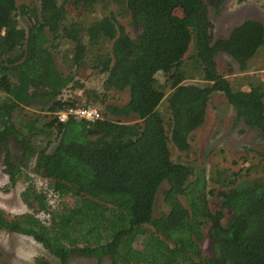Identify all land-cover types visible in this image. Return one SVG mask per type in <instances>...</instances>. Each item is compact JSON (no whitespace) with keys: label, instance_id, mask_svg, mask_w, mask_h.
Instances as JSON below:
<instances>
[{"label":"trees","instance_id":"16d2710c","mask_svg":"<svg viewBox=\"0 0 264 264\" xmlns=\"http://www.w3.org/2000/svg\"><path fill=\"white\" fill-rule=\"evenodd\" d=\"M51 1L39 11L0 0V152L11 186L30 180L21 162L35 155L36 170L49 178L60 201L52 208L48 192L30 181L21 194L37 204L35 211L8 217L0 209V229L32 236L62 264L74 255L108 257L111 264H264V152L222 183L213 209L209 195L215 191L205 170L176 160L170 148L190 149L215 93L264 135L263 84L234 89L217 60L226 53L245 70L264 46V23L248 18L217 38L215 0H89L86 9L101 17L66 25L70 0ZM111 3L131 17L134 37L106 14ZM29 16L25 27L20 18ZM62 30L68 38L60 49L65 70L58 67L54 42ZM90 68L103 75L101 88H85L81 79L89 78ZM76 88H85L83 104L107 100L114 90L127 89L130 98L121 106L106 103L103 117L93 122H61L54 114L78 101L59 96ZM33 107L54 114L41 124L28 111ZM134 117L140 120L131 122ZM53 130L55 148L38 150L34 138ZM12 144L23 156H13ZM163 183L169 211L155 217ZM206 228L209 256L201 245ZM36 262L52 264L45 257Z\"/></svg>","mask_w":264,"mask_h":264},{"label":"rangeland","instance_id":"374dc122","mask_svg":"<svg viewBox=\"0 0 264 264\" xmlns=\"http://www.w3.org/2000/svg\"><path fill=\"white\" fill-rule=\"evenodd\" d=\"M88 1L70 0L66 3V25H68L69 21L81 20L80 17H82L84 23H90L101 17L102 14L100 12L86 9ZM19 3L34 5L39 11L52 5L51 0H19ZM215 3L211 7V15L215 25V37L217 38L228 36L235 26L248 18L264 23V0H224L223 2L222 0H215ZM120 11L118 4L111 3L105 12L115 16L117 23L124 25L126 30L134 37L135 29L131 24V17L121 15ZM27 18L28 20L20 18L21 24L25 27H29L31 22L30 16ZM63 29L66 28L64 27ZM54 42L59 44V48L55 50L58 67L65 70L60 49L63 50L64 47H68V38L63 30ZM217 60L219 70L230 81L234 89L250 90L252 86L259 84L264 86V46L260 48L254 58L248 61V66L245 70H242L239 64L226 53L220 54ZM98 73V69L90 68L88 70L89 78L82 77L81 79L85 83V88H101L103 75H98ZM195 81L199 80L188 79L186 83ZM84 89H66L63 95L59 97L73 98L78 101L76 104L81 105L85 99ZM129 98L130 93L127 89L123 91L114 90L107 100L96 99L91 104L103 110L106 103L121 106L128 102ZM165 105H167V101H165L164 107ZM28 111H35L41 124L45 123L50 118L49 116L52 117L54 114L34 107L28 108ZM139 120L138 117H134L131 122ZM57 141V132L53 130L52 133L39 134L34 138V145L38 150L48 148V151L51 152L57 145ZM190 143V149L186 152H181L173 144H170L173 157L176 160L182 159L193 163L205 170L209 180V190L215 191L213 195H209V203L213 209L220 205L218 194L223 189L222 183L224 181L227 183L228 179L235 177L236 172L257 162L258 152H264V135L262 132L248 125L244 119L240 118L235 108L222 93H215L211 97L205 121L194 131ZM12 150L16 159L23 156V151L17 149L14 144H12ZM35 161L36 156L34 155L29 161L21 162L23 170L30 176V180L26 182L24 179H20L15 186H11L6 172L5 152H0V209H3L8 217L35 211L33 204H37L35 202L33 204L24 202L21 194L30 181L36 185L39 191L48 192L49 204H51L52 208L58 207L60 199L57 194L49 189V178L36 170ZM257 175L260 176V174ZM218 179L221 181H217ZM243 179V177H239L238 181ZM167 186V183H163L157 194L154 207L155 217H159L169 211V206L164 199V191ZM183 200L186 203L185 197H183ZM38 215L43 219L49 217V214L45 212H39ZM204 232V241L201 243L202 250L205 255L209 256L212 254V249L208 229L206 228ZM39 257H45L52 264H62L58 257L51 254L32 236L0 229V264H38L36 259ZM111 263V259L108 257L102 259L99 257L74 255L71 256L66 264Z\"/></svg>","mask_w":264,"mask_h":264},{"label":"built area","instance_id":"2783aa9c","mask_svg":"<svg viewBox=\"0 0 264 264\" xmlns=\"http://www.w3.org/2000/svg\"><path fill=\"white\" fill-rule=\"evenodd\" d=\"M55 116H57L61 122H65L70 117H78L93 122L97 119H101L103 113L102 110L94 104H77L56 112Z\"/></svg>","mask_w":264,"mask_h":264}]
</instances>
